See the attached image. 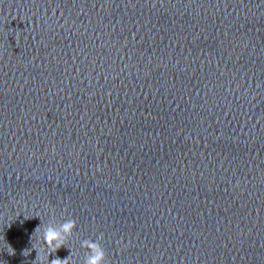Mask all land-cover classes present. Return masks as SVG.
<instances>
[{"label": "water", "instance_id": "95a60500", "mask_svg": "<svg viewBox=\"0 0 264 264\" xmlns=\"http://www.w3.org/2000/svg\"><path fill=\"white\" fill-rule=\"evenodd\" d=\"M67 219L49 264H264V0H0V264Z\"/></svg>", "mask_w": 264, "mask_h": 264}, {"label": "clouds", "instance_id": "9594fccd", "mask_svg": "<svg viewBox=\"0 0 264 264\" xmlns=\"http://www.w3.org/2000/svg\"><path fill=\"white\" fill-rule=\"evenodd\" d=\"M40 227L38 226L37 228ZM75 227L76 221L74 219H67L58 226L50 223L43 227L40 240L42 239L43 241V247L47 248L48 255L40 256L37 253L36 259H39V264H49V254L55 253L61 247H64L66 240L72 235ZM101 239H103V234L97 237L95 241L91 239L81 241L80 247L87 250L83 264H107L106 252L99 242ZM66 262L67 258L63 260L55 258L51 260L50 264H66Z\"/></svg>", "mask_w": 264, "mask_h": 264}]
</instances>
